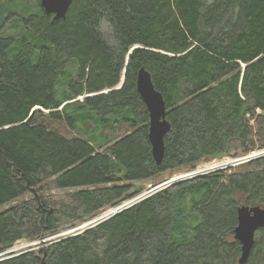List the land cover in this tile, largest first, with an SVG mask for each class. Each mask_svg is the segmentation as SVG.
<instances>
[{
	"label": "trees",
	"instance_id": "trees-1",
	"mask_svg": "<svg viewBox=\"0 0 264 264\" xmlns=\"http://www.w3.org/2000/svg\"><path fill=\"white\" fill-rule=\"evenodd\" d=\"M5 22L0 207L10 206L0 214V255L22 240L45 243L0 264H42L45 255V264H239L237 209L264 208V157L46 239L140 196L137 183L264 151V0H75L64 20L41 9ZM141 68L171 125L161 165L137 90ZM38 107L49 113L32 115ZM52 188L70 192L46 198ZM246 264H264V228Z\"/></svg>",
	"mask_w": 264,
	"mask_h": 264
},
{
	"label": "water",
	"instance_id": "water-1",
	"mask_svg": "<svg viewBox=\"0 0 264 264\" xmlns=\"http://www.w3.org/2000/svg\"><path fill=\"white\" fill-rule=\"evenodd\" d=\"M74 1L75 0H41L40 5L46 15L52 16L53 21H60V20H64L67 17V14ZM124 81H125V72L119 88H121L124 85ZM137 90L141 95V98L149 111V117H150L149 139L152 145L153 157L157 165H161L165 155V138L171 131V125L167 120V106L163 98V95L155 88L151 74L145 68H141L139 71L138 79H137ZM35 110H33L32 115L34 114ZM221 169L222 168H217L215 170L217 171ZM202 175H205V173L204 174L199 173L193 176L186 174L177 177L175 179H172L171 181H166L162 184L152 186L150 190L145 194H142L130 201H127L122 205L118 206L117 208L111 209L105 212L104 214H102L100 217L92 220L90 223H88L89 225L86 228H83L84 230H82L78 234H81L95 227L96 225L110 219L111 217L121 213L122 211L132 207L133 205L142 201L146 197L154 194L160 189ZM237 211H238V225L235 229L234 238L241 245V257L239 260V264H246L252 254L255 245L256 233L259 229L264 228V208H262L261 206L251 207V206L243 205L238 207ZM78 234L69 235L63 239H67ZM43 242L45 243V240H43ZM9 253H13V250H9L4 254H9ZM6 258L8 257H3L0 259V261H3ZM45 261H46V255L43 258L42 264H45Z\"/></svg>",
	"mask_w": 264,
	"mask_h": 264
},
{
	"label": "rangeland",
	"instance_id": "rangeland-1",
	"mask_svg": "<svg viewBox=\"0 0 264 264\" xmlns=\"http://www.w3.org/2000/svg\"><path fill=\"white\" fill-rule=\"evenodd\" d=\"M41 9H42V7L40 5V0H3V1H0V25H2L5 22V20L7 19V17L10 15L14 16V21L16 22L19 20V17L31 16L32 14L40 13ZM12 22H13V19L7 20L5 22L4 27H5L7 32H9V31H10V33L13 32L15 27H13ZM122 80H123V78H122ZM120 85H121V83L119 84L117 89L120 87ZM88 97H90V96L81 97L79 100L84 101ZM35 109H37V110H35ZM35 109H34L35 112H42L45 114L49 113L48 110H45V109L40 108V107L35 108ZM258 155H264V152L257 154V156ZM254 156H256V155H254ZM237 165H239V161H236L235 158L224 157L221 159H215V160L208 162V163H202V164L198 165L196 170H198V171L199 170H205L207 168L226 169V168L235 167ZM190 173H192V172H189V171L184 172V173H182V172L181 173L170 172V173H167V174L160 176L158 178V183H156V184L155 183L152 184L151 182H141V183H137V185H140V186L142 185V186L146 187V189L143 192V194H145L146 192H148L150 190V188L152 186L162 184L166 181H171L172 179H175L177 177H180V176L186 175V174H190ZM68 192H70V191H60V190L52 188L51 190H49L45 194V197L46 198H48V197L53 198L54 200H59V199L60 200L61 199L66 200ZM27 198H30V196L27 195L23 199H27ZM9 206H10V204L5 205L3 207H0V214L3 213L5 210H7ZM90 222L91 221L86 222L84 224H81V225L77 226L76 228L70 229L68 231H63V232H60L58 234L49 236L46 240L49 242H56V241H59L65 237L69 236V235L78 234L82 230H84L83 228H86L89 225L88 223H90ZM42 242L43 241H41V240H37V241H30L28 239L22 240V241L18 242L17 244H15V246L11 250H13L14 253H20L24 250L31 248V247L39 248V247H41Z\"/></svg>",
	"mask_w": 264,
	"mask_h": 264
},
{
	"label": "built area",
	"instance_id": "built-area-1",
	"mask_svg": "<svg viewBox=\"0 0 264 264\" xmlns=\"http://www.w3.org/2000/svg\"><path fill=\"white\" fill-rule=\"evenodd\" d=\"M261 152H264V151H261ZM261 152H255V153H252V154H250V155H248V156H245V157H241V158H238V159H236V161H239V164H241V163H245V162H248V161H251V160H254V159H257V158H260V157H264V155H258L257 156V154H259V153H261ZM254 155H256V156H254ZM216 168H207V169H205V170H196V171H194V172H192V173H190V174H188V175H191V176H193V175H196V174H199V173H202V174H208V173H211V171L212 172H215L216 170H215ZM218 171V170H217ZM2 255H0V257H1Z\"/></svg>",
	"mask_w": 264,
	"mask_h": 264
}]
</instances>
